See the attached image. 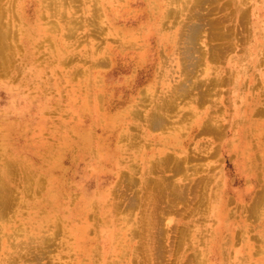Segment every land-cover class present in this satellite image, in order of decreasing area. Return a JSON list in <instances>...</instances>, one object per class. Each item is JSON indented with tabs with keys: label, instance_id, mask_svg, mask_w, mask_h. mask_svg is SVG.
<instances>
[{
	"label": "rangeland",
	"instance_id": "obj_1",
	"mask_svg": "<svg viewBox=\"0 0 264 264\" xmlns=\"http://www.w3.org/2000/svg\"><path fill=\"white\" fill-rule=\"evenodd\" d=\"M4 2L1 24L11 27H8L9 33L5 35L10 36L11 29H14L19 37L16 39L6 36L8 45L7 56L4 57L5 69L12 73L9 76L4 71L2 72L4 75H0V103L8 98L4 93V85L10 83L24 96L31 97L34 104L45 101L47 105L50 103V107L41 127L25 126L16 118L15 133H13L7 125L1 123L0 142L9 145L15 141L20 146L24 145L25 152L32 160L41 159V156H37L38 153L48 155L47 150L57 144L56 133L60 124L67 127L70 132L73 130H69L68 125H74V134L80 131L79 125L82 122L76 120L74 107L68 110L67 96L69 94L77 96L75 104H79L77 102L84 97L91 85L100 84V71L103 72L105 83L103 94L106 97H111L115 86L116 89H120L115 93H122L123 97L127 95V87L133 85L136 80V71L129 65V59L127 63H121L124 65H120L119 58L113 63L110 62L108 53L128 49L125 53L137 56L139 62L137 69L146 61L153 65L151 73L145 76L139 88L137 87L139 92L134 98L137 99L135 104L129 107L127 103L128 107L120 113V201L124 195L121 191L126 190L127 196L137 191L139 196L145 198V206L150 208L153 213L151 215L153 219H157L158 225L151 229L149 243L148 241L147 244L143 243L142 237L136 236L132 230H139L138 226L143 218L145 206L140 207L141 212L138 209L131 212L128 206L126 207V201L123 200V207L116 216L107 206L112 197V193L107 189L110 183L104 187L106 190L104 195L99 197L94 194L95 180L100 174L111 178L113 184H116L119 178L114 170L109 171L111 168L109 166L94 177L91 166L97 165L99 160H92L91 158L94 157L90 151H86L85 154L83 152L85 160L82 159L83 156L75 160L78 164L76 166L70 159L63 158L65 151L60 144H57L58 151L53 150L51 156H43L44 160L50 158L52 165H57L55 182L52 175L49 180L45 178V175H49L48 170L51 166L48 161L44 164L42 159L37 164L39 167H32L34 175L25 176V173H22L18 177V179L22 177L18 181L19 185L29 187L28 194H23L24 201L15 207L11 217L7 221L0 222L2 226L4 224L3 228H0V264H11L10 261H5V258L15 250L13 245L16 243L17 248L19 242L28 237L34 241V247H30V250L35 251L36 248L43 250L41 257L43 264H103L104 260L107 263L121 264V247L130 242L139 249L142 247L143 254L149 253L155 256L153 261L158 257L159 264L161 261L162 264H171L176 252H181L183 249L177 247L178 233L182 227V222L178 220L183 218L185 208L196 202L189 199L192 193L186 188L192 186L198 179H202L201 182L206 184L209 193L221 190L225 180V185L228 183L230 189L231 181L232 187L244 192L250 180V176L241 173L239 169L235 170L236 152L231 151L224 141L229 138L238 139L236 132L245 137L248 130V141L252 144L251 147L257 150L262 138L259 123L264 119V0H203L202 2L198 0H16L13 3L12 14L6 8L9 0ZM185 2L193 8L195 5H200L205 16L200 20L204 21L197 37L198 43L193 41L198 48L195 50L197 52H194L193 65L190 67L185 63L184 52L180 48V45L183 46L181 44L183 21H187L188 16L191 20V9L186 10V7H183ZM23 3L27 9L28 16H26L35 19L34 22L21 21L19 18L18 12L22 10ZM52 4L56 7L52 8ZM168 8H174L177 12L172 13L174 15L170 17ZM136 9L140 10L138 20L141 21L133 26L136 28L144 26L155 32L157 29H162L161 35L164 38L160 37L162 39L160 45L155 49L146 43L148 31L138 37L123 33L122 24L124 22L133 24L136 20L133 17ZM123 14L125 19L120 20L119 17ZM144 16L146 18L140 19ZM10 20L13 21L10 23ZM7 22L10 24L6 25ZM67 23L71 25H68L69 29L66 28ZM216 32H219L220 36ZM177 40H179L178 46ZM143 50H146L147 55L141 59ZM7 57H10V60ZM105 60L109 61L106 65H101V61ZM149 78L151 80H148ZM184 88L186 90H183ZM141 90L146 92L140 94ZM168 97L175 99L173 104L164 102ZM246 97L249 101L248 105H246ZM24 106L25 104L20 102L17 108ZM155 112L165 114L172 122L160 129L148 130L147 134L142 117ZM100 125L102 126L101 123L94 125L89 121L84 123L85 130H96L97 133L100 132ZM169 125L174 126L173 130ZM206 125L209 127L205 128ZM170 131L177 133L185 141L182 150L179 148L169 150L179 158L174 159L180 164L179 171L175 173L174 170H167L166 165L153 167L152 171L146 169L149 163L147 162L149 156L146 154H151L150 159L157 161V149L162 147L160 143L153 142L151 137L157 134L165 137ZM64 133L71 136V133ZM43 147H46V150L42 151ZM5 149L4 147L3 150ZM71 156L75 159L74 153H71ZM256 161L257 176H260L261 161L259 159ZM131 164L135 165L133 171L129 167ZM62 168H67V172ZM121 171L128 172L130 176L133 174L137 183H129L131 179L128 181L127 176L122 175ZM160 175L164 177V184L167 182V177L170 178L169 181L185 199L179 200L177 195L173 205H170L173 196H168L170 194L168 186L167 191L162 193L166 195L161 199L158 194L154 195L156 192L152 188V192L149 190L151 195L147 196L148 186H144L145 181L149 178L152 181L153 178L152 182H154ZM57 178L64 187L57 186ZM38 179H44L48 183L50 180L54 182L56 189L64 193L63 196L56 198L55 190L48 186L42 192L39 190L38 194L33 193L32 188L37 184ZM85 187L88 191L80 194L79 197L75 195V198L74 194L82 192ZM263 189L264 186L259 184L251 193L258 194L263 192ZM252 197L254 196L242 201L240 198L237 200L234 197L227 198L226 205L233 223L234 235L231 238L232 246L230 241H227L228 238L222 244L220 256L229 254L226 264H241L247 256L251 257V260L247 259L248 262L264 264V205L251 210ZM54 199L60 204L64 201L65 209L69 207L76 209L78 206L88 208L86 210L89 214L88 219H82V215L78 213L68 218L64 210L54 209L52 203ZM202 207V205L199 208L195 207L196 209L188 214L186 221H189L192 231H189L190 239H186L182 247L190 244L192 247L188 253L190 256H196L202 262H204L202 258H205L208 264H215V259L207 260V256H210L207 247L213 238L216 219L210 214L212 203ZM109 214L114 219L117 217L116 223L108 225L105 222ZM79 233L84 236L86 242L103 235L104 238H109L111 247L105 255L102 252L103 256L102 250L96 249L92 242L89 245H82L83 247L79 246ZM45 238L50 239L47 252L44 245L39 242L40 239ZM193 245H197L198 253L194 252ZM162 249L164 251L166 249V253ZM258 251L260 254H257ZM33 262L35 261L21 260L16 263ZM190 264L195 263L190 261Z\"/></svg>",
	"mask_w": 264,
	"mask_h": 264
},
{
	"label": "bare ground",
	"instance_id": "obj_2",
	"mask_svg": "<svg viewBox=\"0 0 264 264\" xmlns=\"http://www.w3.org/2000/svg\"><path fill=\"white\" fill-rule=\"evenodd\" d=\"M15 1L16 0H9V5L6 6L7 10L11 11V14H12V11L14 8L13 3ZM202 1L203 0H198V2H202ZM4 3H5L4 0H0V75L1 74L4 75V73H2V72L5 71V73L10 76L12 71L5 69L6 63L4 60V57L6 58V56H7V54H6V47L8 45L7 44V37L12 36V37H15L17 39L19 37V34L16 35L17 33L15 32V30L11 29V35L10 36L5 35V34L9 33L8 27H10V26H3L1 24L2 23V17L4 16V11H2L4 9ZM16 6H18L17 3H16ZM51 7L55 8L56 6H55V4H52ZM183 7H186V10L191 9L190 10V19L191 20H189V16H188V18H187L188 20L183 21L182 30H181V32H182L181 35L183 38V41L181 42V44H183V46L180 45V48H182V50L184 52L185 63L187 65H189V67H190L193 65L192 59H193V57H195L194 52H197L195 50H197V48H198V46L194 45L193 41L197 42V37L199 36V33L201 31L200 29L202 28V25H203L202 22L204 21L203 20L201 22L200 20L203 18L204 14L202 13L203 9H201L200 5H195L193 8L192 6L188 5L187 2H185V6H183ZM139 12H140L139 9H136V12L134 11L133 17L136 20L134 21L133 24L131 22H124L122 24L123 33L128 34L129 36L138 37L140 34H145L146 31H148L147 35H146V39H145L146 43L149 46H151L153 49H155V47L160 45V41L162 40L161 38H164L163 35H161L162 29H157V31H156L157 33H156L154 30L150 31L149 28H146L144 26L137 27V28L135 26H133V25L138 24V22L141 21V20H138ZM176 12H177L176 9L168 8V16L170 15V17H172L174 15L172 13H176ZM33 14H34V11H33ZM18 15H19V18L21 19V21L22 20H24L26 22L27 21L28 22H30V21L34 22L35 21V19L33 20V19L27 17L28 16L27 15V9H26L24 3L22 4V10L18 12ZM119 18H120V20H121V18L124 20L125 15L123 14ZM143 18H146V16H144L140 19H143ZM12 21L13 20H10L9 22L11 23ZM9 22H7L6 25L10 24ZM71 22H72V20H71ZM97 23H99V22H97ZM13 25H14V22H13ZM68 25L69 26H71V25L69 23L66 24V28L69 29ZM92 31L94 32L93 29H92ZM69 33H71V32L69 31ZM216 34L218 36H220L219 32H216ZM222 35H223V33H222ZM173 41L174 40H172V42ZM176 43L178 46L179 40H177ZM126 50H128V49H124V50L119 49L118 51H113V52L108 53V55L110 56V58H111L110 62H112V63L117 58H119L120 59V65H124L121 63H124V62L127 63L128 59H129V65L131 67H133V69L136 71V74H135L136 80L133 83V85L127 87L128 88L127 89L128 90L127 95H125L123 97L122 93H120V94L115 93L116 90H120V89H116V86H115V87H113V89L115 91L112 92L111 97L110 96L106 97V95L103 94V90H104V86H105L104 79H103V72L100 71V74H99L100 79H101L100 84L91 85L88 92L86 94L84 93L85 94L84 97H82L81 100L79 102H77L79 104H75L77 101L76 100L77 96L72 95V94H69L67 96L68 110L72 109L74 107L75 113L77 114V116H76V114H74L76 117V120L80 121L79 123H81V122L83 123V124L81 123L79 125L80 131H78V133L74 134V131H75L74 125H72V124L68 125L70 128L69 130H73V132H70L67 130V127L60 124L59 125L60 127L58 129V133H56V143L60 144L62 149L65 151L63 158L70 159L71 161H73L75 163L76 166H78V164L75 162V160H78V158H80L81 156H83L82 159L85 160L86 157L83 155V152L85 154L86 151H90L91 155H93V157H94L91 159L92 160H95V159L99 160L97 165L91 166L92 176L95 177V175H98L99 171L100 172L105 171V169L108 168L109 166L111 167L109 169V171L114 170V173L116 175H118L117 177L119 179H117L116 184H113V180L111 181V178L103 177L100 174L99 176H97V178L95 180L96 181V187L94 188V194L100 197V196L104 195V193L106 191L104 189V187L110 183L109 187L107 189H109L110 192L112 193V197L110 198V202L108 203L107 206H108V210L113 212L116 216L119 214L120 208L123 207V205H122L123 200L126 201V207L128 206V209L130 211L138 209V211L141 212L140 207L146 205L145 204V198H143L142 196H139L137 191H135V193H133L132 195H129V196L126 195L127 194L126 190L121 191L124 195H122L123 199H122V201H120V133H121L120 113L123 112L126 107H128L127 103H129V107L135 104V100H137V99L134 100V98L137 96L136 94L139 92V89H138L139 84L145 76H147L151 73V70H152L151 68L153 66V65L152 66L150 65L151 64L150 62L148 63L147 61L145 62V60H144V61H142V64L144 62H145V64L141 68L137 69V66L139 65V62L137 61V56L135 55V57H134L130 53H125ZM146 53H147L146 50L142 51L141 59L143 58V56L147 55ZM7 58L10 60V57H7ZM107 61H109V60H107ZM107 61L106 60L101 61V65H106ZM11 66H13V64H11ZM8 67H10V66H8ZM16 79H18V76ZM148 80H151V79L149 78ZM188 86L189 85H187V88H188ZM4 89H5L4 93L6 94V97H8V98H6V100H4L3 103H0V125H1V123H3L4 125H7L9 127L10 131L13 133H15V125L14 124H15L16 118H18V122L24 123L25 126H35V125L40 126V127L43 126L44 116L50 107V103H49L48 99H46V101L49 103V105H47L45 103V101L34 104L33 99L31 97L24 96L17 87L11 85L10 83L9 84L7 83L6 85H4ZM183 90H186V88H184ZM145 92L146 91L141 90L140 94H144ZM139 97L141 98V95ZM197 98H198V96H197ZM24 100H25V103H24ZM174 100L175 99H173L172 97H168V99H166V101H164V102L169 103V104H173ZM141 101H142V98H141ZM20 102L25 104V106L21 107V108H17V105ZM61 103L62 102L60 101L59 104H61ZM248 103H249V101H248V98L246 97V105H248ZM142 118L145 121V130L147 131V134L149 133L148 130L160 129L162 127H165L166 124L168 125L169 122L170 123L172 122L170 119L167 118V116L165 114H162L160 112L145 114L144 117H142ZM188 120H190V118H188ZM86 121L87 122L89 121L91 124H94V125L97 123H101L102 126L100 125V128H101L100 132L97 133L96 130H91V131L85 130L86 128L84 127V123ZM182 122H183V120H182ZM259 125H260V133L262 135V138L260 139V142L257 145V148H258L257 150H254V148L251 147L252 144L248 141V138H249V137H247V135L249 133L248 130H247L246 134L244 135L245 137H243L242 134H238L236 132V136L238 137V139L229 138L228 140L224 141V144L226 146H228L229 149H231V151L236 152L235 158H234V161L236 162L235 170L239 169L238 171H240L241 173H245L246 176H250V180H249L248 184L245 186L246 190L244 192H241L238 189H235L234 187H232L231 186L232 182L230 181V187L232 189L231 190L229 188L228 183H226V185H225V180H224V185L222 184L221 190H216V191H212L209 193L207 192L206 184H203V182H201L202 179H198L196 182L193 183L192 186L186 188L187 190H189V192L192 193V197L189 199L195 200L196 202H195V204L188 203V204H191V206H187L185 208L184 213H183V218H180L178 220V222H182V227L179 229V233H178L179 239H178V243H177L178 246L177 247H178V249H182V248L183 249L181 252H179V251L176 252L175 258L171 260V264H186V262H189V264H190V261L194 262L195 264H199V263L200 264H208L206 262L205 258H202V259H204V262H202V261H199V259H197L198 257L194 256L195 257L194 258L193 256H190V254H188L192 248L190 244H186L184 247H182L183 242L187 241L186 239H190V234H188L190 231L189 221H186V218L188 217V214L190 212L194 211L196 208H199L201 205L204 207V206H207L208 204L212 203V208L210 210L211 211L210 214L216 219V224L213 228V230H214L213 238L207 247L208 252L210 254V256H207V260L215 259L216 260L215 264H226L227 261L229 260V254L226 253L223 256H220L222 254V251H221L222 250V244L224 243L225 239L228 238L227 241H230L231 246H232L231 238L234 235V229L232 228L233 223L231 220V216L228 212L229 210H228L227 205H226L227 198L230 199V198L234 197L236 200L238 198H240L242 201L245 199L248 200L249 196H254L250 199V200H252L251 210L252 209L253 210L258 209V208H260V206L264 205V189H263V192H260L258 194H252L251 193V191L257 185L260 184L261 186H264V119L260 121ZM171 126L172 125H169V128H171V130H173L174 126H172V127ZM208 127H209V125L205 126V128H208ZM131 128H133V127H131ZM175 128H177V127H175ZM246 129H248V128L246 127ZM202 130H203V128H202ZM63 131L66 133H71V136H69L68 134H65ZM209 131H211V130H209ZM201 132H204V131H201ZM75 137H76V140H74ZM88 137L91 139H89ZM151 138H152L151 140L153 142L156 141V143H160L162 147H160V149L159 148L157 149V152H156L157 153L156 154L157 161L150 159L151 154H149V155H148V153L146 154L147 156H149V160L147 159V162H149V163H148V165H146V169L152 171L153 167L159 168L161 166L164 167L166 165L165 168L167 170H174L175 173L177 171H179L180 164L174 160V159H179V158L176 155L174 156L172 154V152H170L169 150L176 149V148H179L180 150H182L185 146V141H183L181 139V137L173 131L168 132L165 137H162V135L157 134V135H153V137H151ZM217 139H218V137H217ZM162 140L164 142H162ZM56 145L52 146L51 148H49L47 150L46 153L49 156H51V154L54 153L53 150L58 151V148ZM135 145H137V144H135ZM4 147L6 148L5 150H3ZM223 147L225 148V146H223ZM147 148H148V145H147ZM41 150L42 151L46 150V147L41 148ZM215 150L218 151V149H215ZM71 153L75 154V159L71 156ZM48 155H45L42 153L37 154V156H41L42 162H44V164H45V161H48L49 166H51L50 169L48 170L49 175H45V178H48V180H49V179H51V175H52L53 176L52 179H54V182H55L54 177L56 176L55 171L57 170V165L56 164L52 165L50 158L49 159L46 158L44 160L43 156H48ZM53 156L55 157V155H53ZM200 158H198V159H200ZM41 159L37 158L36 160H32V158L29 156V154H27L25 152L24 145L20 146L15 141H13L9 145L6 143L0 142V222L7 221L8 218L11 217V214L13 212H15V207L17 205H19L20 203H22V201H24L23 194H28L27 191H28L29 187H27V185L21 186L18 184L19 179L22 178V177H20L18 179L19 175H21L22 173H25V176H31V174H33L32 167L33 166L39 167V165H37V164L40 163ZM257 159H259L261 161L260 163L262 165L260 167L261 168L260 176H257V170H256L258 167V163L256 161ZM196 161H198V160H196ZM170 164H172L173 167H171L172 165H170ZM134 166H135L134 164H131L129 166L130 169H132V171H133V169H135ZM40 168H42V167H40ZM44 169H45V167H44ZM213 169H214V166H213ZM62 170L63 171L65 170L67 172V168H65V169L62 168ZM45 171H46V169H45ZM121 174L126 175L128 181H129V179H131L129 181V183H132V184L137 183L134 181L133 174H132V176H130L131 174H129L126 171H124V172L121 171ZM66 178H68V176ZM66 178H63V179L66 180ZM171 178H173V177H171ZM169 179L170 178L167 177L166 184H164V177H162L161 175H160V177H158L157 180L155 179L154 182H152L154 180L153 178H152V181L150 178L147 181H145L144 186H148L146 188V192H148L147 196L151 195V193H149V190H151V188H152L156 192V193H154V195L158 194L160 196L159 199H161L163 197V195H166V194H162V193L167 191V186H168V190L170 191L169 192L170 194H168V196L169 195L173 196L172 197L173 199H170L171 200L170 205H173L174 198L177 195L179 197V200H184L185 199V198L183 199L184 195H182V193H180L179 190L176 189V186H174V184H172L169 181ZM186 179H187V176H186ZM56 182H57V186H59L61 188L64 187V185H62V183H59L58 178H57ZM36 183L37 184L32 188V189H34L33 193L38 194L39 190L42 192L46 189V186H48L49 188H52L55 190V192H56L55 197L56 198H59V197L63 196V194H64L63 192H60L59 189H56V185H54L51 180L48 183L44 179H38L36 181ZM185 183H187V182H185ZM187 184H190V183L188 182ZM185 186L186 185L184 184L183 187H185ZM38 188H40V189H38ZM85 191H88L87 187H85L84 190H82V192H76V194H74V197L76 198L75 195H77V197H79V195L85 193ZM129 191H131V190H129ZM151 192H152V190H151ZM29 193L31 194L32 192H29ZM144 197H146V196H144ZM186 197H187V195H186ZM56 200L57 199H54L52 202V203H54V207H55L54 209L64 210V213L67 214L68 218H71L73 215H76L78 213L79 215L80 214L82 215V217H81L82 219H88L89 214L86 212V210L88 208L86 209L84 207L78 206L76 209H73V207H69V208L65 209L64 208V206H66L65 202L63 201V203L60 204V202H58ZM162 202H164V201H162ZM188 204H186V205H188ZM159 206H161V205H159ZM167 206H168V204H167ZM177 206H175V207H177ZM149 209L145 206L143 218H142V220L138 226L139 230L134 231L131 229L133 231V233H135L136 236L142 237L143 243H145V244H147V241L149 243V240L151 239L150 238L151 237V235H150L151 229H153V227L158 225L157 219H153V216H152L153 213ZM167 209H168V207H167ZM168 210H170V209H168ZM155 211H156V209H155ZM178 211H180V210H178ZM131 212H133V211H131ZM204 213H205V211H204ZM68 215H70V216H68ZM156 215H158V214H156ZM141 217H142V215H141ZM116 220H118L117 217L114 219L113 216L109 214V216L106 217L105 222H107L108 225H111L113 222L116 223L115 222ZM134 223H135V221H134ZM197 225H199V224H197ZM3 226H4V224H3ZM3 226L0 223V228H3ZM160 228H161V226H160ZM29 238L30 237L22 239V241L19 242L17 248H16V243H15L13 245L15 250L13 252H10L7 255V258H5L6 259L5 261L8 260L11 262V264H22V263H16V262L21 261V260H25V261H35L33 263H30V264H43L41 262V257L44 253L43 250L38 249V248H36L35 251L30 250V247H34V244H33L34 241L30 240ZM31 238H33V237H31ZM113 238H115V237H113ZM191 240H193V236H192ZM39 242L44 245V247L46 248V252H47L49 247H50V239H48V238L40 239ZM91 242H92V245H94L96 249H98L99 251L102 250L101 251L102 255H103L102 252H104V255H105V252L107 253L108 249L111 247V242L109 241V238H107V237L104 238L103 235H101L98 239H95V240L91 239L90 242L89 241L86 242V240L84 239V236L81 235V233L78 234L79 246L89 245ZM113 243H114V241H113ZM115 245H116V242H115ZM144 246H147V245H144ZM196 246L193 245V247L195 248L194 252L198 253V251L196 250ZM165 247H166V245H165ZM121 249H122V257H121L122 263L121 264H159L160 263L159 262L160 259L158 260V257H156L158 261L157 260L153 261L155 256H152V254H149V253L143 254L142 247H141V249H142V251H141V249H139V247L133 245L132 242L123 244V247H121ZM169 249H168V251H169ZM114 250H115V247H114ZM165 251H166V249H165ZM165 251L163 250V252H165ZM201 253H203V252H201ZM118 254L120 255V253H118ZM257 254H260L259 251L257 252ZM218 259H219V261H218ZM247 259L251 260V257L247 256L246 259L243 262H241V264H256L255 262H253V263L248 262ZM162 262L163 261H161V264H162ZM103 264H112V263H107V261L104 260Z\"/></svg>",
	"mask_w": 264,
	"mask_h": 264
}]
</instances>
